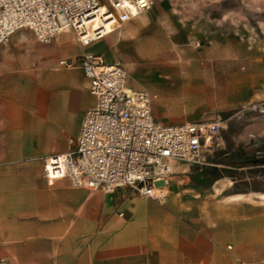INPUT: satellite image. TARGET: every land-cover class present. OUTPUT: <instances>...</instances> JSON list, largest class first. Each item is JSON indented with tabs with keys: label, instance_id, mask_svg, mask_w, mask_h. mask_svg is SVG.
<instances>
[{
	"label": "crops",
	"instance_id": "0c3cea01",
	"mask_svg": "<svg viewBox=\"0 0 264 264\" xmlns=\"http://www.w3.org/2000/svg\"><path fill=\"white\" fill-rule=\"evenodd\" d=\"M168 9L155 0L87 47L63 31L40 51L32 41L19 56L0 51V264H264V126L238 134L242 146L222 136L234 109L262 97L264 67L246 64L240 42L213 31L209 48L167 64L165 31L190 39L185 19L165 23ZM129 29L131 40L122 36ZM83 52L120 63L132 90L156 91L151 111L159 123L223 121L216 145L196 163L174 164L167 186L158 185L163 202L46 178L45 161L73 148L70 139L95 104L82 71L59 65Z\"/></svg>",
	"mask_w": 264,
	"mask_h": 264
},
{
	"label": "built area",
	"instance_id": "2783aa9c",
	"mask_svg": "<svg viewBox=\"0 0 264 264\" xmlns=\"http://www.w3.org/2000/svg\"><path fill=\"white\" fill-rule=\"evenodd\" d=\"M154 4L155 0H0V46L21 29L30 30L44 45L70 31L84 46L102 37L83 39L101 7L105 9L101 18L113 28ZM59 65L82 71L95 104L84 112L78 135L70 139L73 148L45 161L48 180L68 177L75 186L104 194L128 188L163 202L161 189L174 164L196 163L205 148L216 145L223 125L220 118L179 125L157 122L149 94L128 87L120 63L83 52L73 60H60Z\"/></svg>",
	"mask_w": 264,
	"mask_h": 264
},
{
	"label": "rangeland",
	"instance_id": "374dc122",
	"mask_svg": "<svg viewBox=\"0 0 264 264\" xmlns=\"http://www.w3.org/2000/svg\"><path fill=\"white\" fill-rule=\"evenodd\" d=\"M159 1L170 4L171 9L166 12L170 14V21H174L165 22L166 24L177 23L179 25L178 19H185L183 21L190 24L186 27L190 32V39L178 41V36H175L172 31H165L162 49L168 54L165 59L167 64H177L182 59H191L190 57L194 54V51L209 48L211 44L206 35L213 31V35L215 33L228 34V39L232 42L238 40L241 44L238 52L243 53L246 64H249L248 60L253 59L254 61L258 60L264 67V0H157V2ZM140 16L142 15H138L137 18ZM124 24L114 29L112 33L110 32L99 39L91 40L84 46L87 47L93 43L107 40L110 34L118 32ZM69 33L75 40L73 34ZM123 35L128 40H131L133 38V30L129 29ZM16 36H22V39H27V41L11 42ZM28 41H32V50L40 51L47 47V45L38 42L30 30L21 29L14 32L6 44L0 46V51L2 53L7 51L19 56L27 50ZM76 42L78 45L83 46L78 41ZM115 42L117 45H121V41L116 40ZM213 48L215 49L216 47ZM127 52L133 53L131 48ZM0 60L2 61L3 58H0ZM157 69L163 74L164 68ZM142 79L143 75L141 72L134 76L136 82ZM155 81L158 84L165 83L162 79ZM148 94L150 96L151 109L154 111L158 100L157 92L148 91ZM252 125L264 126V89H262L260 100L234 109L233 117L228 122L226 130L222 132L223 140L225 139L233 147L237 146L238 134L245 130L246 127ZM238 146H242V144ZM222 147L226 148V146L221 145L218 151H221Z\"/></svg>",
	"mask_w": 264,
	"mask_h": 264
},
{
	"label": "bare ground",
	"instance_id": "6f19581e",
	"mask_svg": "<svg viewBox=\"0 0 264 264\" xmlns=\"http://www.w3.org/2000/svg\"><path fill=\"white\" fill-rule=\"evenodd\" d=\"M104 11L105 9L101 7L100 14L97 16V18L94 20H91L88 23L89 29L85 30L83 39L92 37V36H97L98 34H100V36H105L113 31L110 27V24L105 22L104 20L105 18H101V15H103Z\"/></svg>",
	"mask_w": 264,
	"mask_h": 264
}]
</instances>
